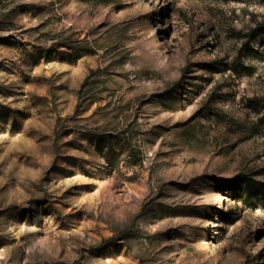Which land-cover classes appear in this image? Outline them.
Masks as SVG:
<instances>
[{
	"label": "rangeland",
	"instance_id": "374dc122",
	"mask_svg": "<svg viewBox=\"0 0 264 264\" xmlns=\"http://www.w3.org/2000/svg\"><path fill=\"white\" fill-rule=\"evenodd\" d=\"M246 178L264 0H0V264H264Z\"/></svg>",
	"mask_w": 264,
	"mask_h": 264
},
{
	"label": "trees",
	"instance_id": "16d2710c",
	"mask_svg": "<svg viewBox=\"0 0 264 264\" xmlns=\"http://www.w3.org/2000/svg\"><path fill=\"white\" fill-rule=\"evenodd\" d=\"M253 182L255 183V181L250 180L249 178L244 179L243 180V184L245 186L244 190L248 192H255L254 195H260L264 199V184L263 187H259V186L253 187L254 186V184H252Z\"/></svg>",
	"mask_w": 264,
	"mask_h": 264
}]
</instances>
